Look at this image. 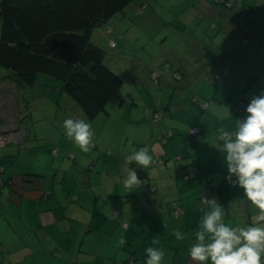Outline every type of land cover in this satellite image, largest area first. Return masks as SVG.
<instances>
[{
	"label": "crops",
	"instance_id": "obj_1",
	"mask_svg": "<svg viewBox=\"0 0 264 264\" xmlns=\"http://www.w3.org/2000/svg\"><path fill=\"white\" fill-rule=\"evenodd\" d=\"M159 2H145L142 15V3L125 7L93 30V44L116 48L106 64L123 85L92 120L69 95L79 108L63 113L60 84L30 96L7 73L0 77V130L11 133L0 147V264H145L148 247L164 250L163 264H201L189 249L199 232L210 242L200 221L213 207L230 227L264 226L260 210L226 179L220 137L223 129L234 139L264 89V0ZM34 115L46 124H30ZM68 118L91 125L87 152L66 136ZM191 127L201 128L196 146ZM145 146L157 164H129ZM131 169L141 183L129 190L123 180ZM203 188L211 202L202 208ZM175 206L182 213L173 218Z\"/></svg>",
	"mask_w": 264,
	"mask_h": 264
},
{
	"label": "trees",
	"instance_id": "obj_2",
	"mask_svg": "<svg viewBox=\"0 0 264 264\" xmlns=\"http://www.w3.org/2000/svg\"><path fill=\"white\" fill-rule=\"evenodd\" d=\"M130 2L0 0V67L7 71L10 79L27 87L34 84L38 75L60 80L62 90L78 103L87 119L92 120L116 97L123 79L106 64L104 50L91 42V34ZM146 9L147 3L140 4L137 14L142 15ZM197 104L201 110L207 106L205 102ZM164 110L157 109L153 118L160 114V119ZM197 128V140L191 137L193 145L200 137L201 128ZM161 138V141L165 139ZM156 164L153 161L151 166ZM176 208L179 207L170 211L173 218L182 213L179 208L180 213L174 215Z\"/></svg>",
	"mask_w": 264,
	"mask_h": 264
},
{
	"label": "clouds",
	"instance_id": "obj_3",
	"mask_svg": "<svg viewBox=\"0 0 264 264\" xmlns=\"http://www.w3.org/2000/svg\"><path fill=\"white\" fill-rule=\"evenodd\" d=\"M246 112L248 113L246 119L238 122L234 139L232 133L223 129L220 131L221 139L225 140L224 151L228 168L226 179L231 186L243 189L244 196L250 204L260 210L256 221H264V89L260 90L259 95L251 98ZM63 128L66 136L81 151L89 150L94 132L88 122L68 118L63 121ZM127 161L129 164L134 162L140 168L147 169L152 164V156L145 146L139 150L134 149L127 156ZM233 175L236 177L235 180L232 179ZM140 183L134 169H131L123 180L124 187L129 190ZM222 217V208L215 206L201 218L200 226L211 234L210 242L205 243L203 231L199 232V242L189 249L190 256L201 264L208 260L211 264H262L264 226L230 227L222 221ZM172 235L177 240L183 239V234L179 230H173ZM146 253L145 264H163L165 257L163 249L148 247Z\"/></svg>",
	"mask_w": 264,
	"mask_h": 264
},
{
	"label": "rangeland",
	"instance_id": "obj_4",
	"mask_svg": "<svg viewBox=\"0 0 264 264\" xmlns=\"http://www.w3.org/2000/svg\"><path fill=\"white\" fill-rule=\"evenodd\" d=\"M157 1V8L158 7H163L164 4H162L161 2H159V0H156ZM144 2H148L149 3V0H132L127 6H126V11H129V10H133L137 7V5H139L140 3H144ZM150 8V6H149ZM148 10V9H147ZM0 24H1V21H0ZM133 32V31H132ZM104 47H102V49H104V55H105V60H106V63H111V61L107 58L114 50H116L115 47H108L107 43L104 42L103 43ZM111 56V55H110ZM7 73V71L3 68L0 67V77H3L5 74ZM44 75H38L37 77V80L35 81V86H33L32 88L29 87L27 89H25L24 94L26 93H29V95L31 94V92H35L37 93L38 89H37V86L38 87H41L43 90H46L47 89V92L49 90V92H53L56 90L55 88V84H60V86L62 85V82L60 80H56V79H53V78H49V77H46V78H49L48 80H50L49 82H46L44 80H42ZM39 91H42L41 89ZM56 92V91H55ZM46 93V91H45ZM22 95V96H23ZM31 96V95H30ZM62 99L60 101V107H61V110L63 111H66V109L64 107H70V110L72 111L73 110V107H77L79 108V106L75 103V101L73 99H71L70 97H68V95L66 93H63L62 92ZM56 99H58V97H56ZM56 99L54 101H56ZM43 102L45 103V105L47 107L50 106V98L48 97H44L43 98ZM72 104V105H71ZM74 104V105H73ZM45 106V107H46ZM47 110V109H46ZM45 115L43 116H36L34 115L33 116V121H35V123H30V124H46V120H45Z\"/></svg>",
	"mask_w": 264,
	"mask_h": 264
},
{
	"label": "built area",
	"instance_id": "obj_5",
	"mask_svg": "<svg viewBox=\"0 0 264 264\" xmlns=\"http://www.w3.org/2000/svg\"><path fill=\"white\" fill-rule=\"evenodd\" d=\"M160 117V114L154 116V121H158ZM10 133V131H6V130H0V147L3 146L4 144H6V142H8L10 140V136L7 134ZM189 133L190 135L193 137L194 141L197 140V137L199 135V129L197 127H191L189 129ZM11 134V133H10ZM150 190H154L153 186L149 187ZM210 192L208 189H204L203 195H202V199H201V204L202 206L207 205L210 202ZM118 213V210H116ZM180 213V209L176 208L175 210H173V214L174 215H178Z\"/></svg>",
	"mask_w": 264,
	"mask_h": 264
}]
</instances>
